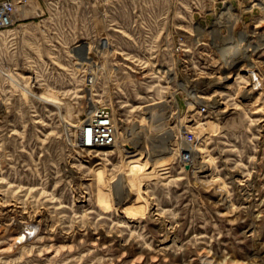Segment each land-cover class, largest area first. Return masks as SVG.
<instances>
[{"label": "rangeland", "instance_id": "rangeland-1", "mask_svg": "<svg viewBox=\"0 0 264 264\" xmlns=\"http://www.w3.org/2000/svg\"><path fill=\"white\" fill-rule=\"evenodd\" d=\"M26 1L0 29V264H264V56L254 91L175 69L148 39L236 2ZM238 14L236 30L264 31V11ZM97 106L116 142L82 152Z\"/></svg>", "mask_w": 264, "mask_h": 264}, {"label": "built area", "instance_id": "built-area-1", "mask_svg": "<svg viewBox=\"0 0 264 264\" xmlns=\"http://www.w3.org/2000/svg\"><path fill=\"white\" fill-rule=\"evenodd\" d=\"M234 1L235 6L232 4L221 6L210 24L202 18L188 24L185 21V25H179L171 20L154 22L152 30L148 33V39L152 44L158 45L153 47L156 56L162 55L171 59L175 69L182 67L184 70H189L191 68V73L198 75L200 80L211 81L207 74L229 73L227 71L231 64L232 75L244 74L250 85L248 87L254 91L261 89L262 73L257 63H253L252 60L254 57L260 59L264 56L262 26H254V32L239 31L236 27L242 17L238 13L264 11V4L258 1L260 5L257 6L258 3L253 0ZM27 8L30 6L26 0H0V29L14 27L20 21L19 12ZM183 10H188V7H183ZM224 52L227 53L223 57ZM165 70L173 72L171 69ZM157 72L160 71L157 70ZM214 102L213 100L205 101V104L199 108V114H206L210 112L209 109H214ZM84 122L75 129L74 146L77 149L82 152L95 151L115 144L116 123L112 112L107 107L97 106ZM183 139L189 149L195 148L197 141L192 133H186ZM181 161L183 163L191 161L189 150L181 153Z\"/></svg>", "mask_w": 264, "mask_h": 264}, {"label": "bare ground", "instance_id": "bare-ground-1", "mask_svg": "<svg viewBox=\"0 0 264 264\" xmlns=\"http://www.w3.org/2000/svg\"><path fill=\"white\" fill-rule=\"evenodd\" d=\"M257 6L258 5H260L259 3L258 4H256ZM222 16H225V15H222ZM224 20V19H223ZM225 51V50H224ZM225 53H227V52H224L223 53V57L225 56ZM225 61H226V59H224ZM230 67H231V64H229V67H228V71L227 72H229V74H227V75H225V76H219L218 78H215L214 77V79H213V81L214 80H217V85H220V84H223V83H225L226 82V80H228V79H230V78H232L234 75H232V72L230 71ZM239 74H237V76L235 77L236 79H237V77H239L238 76ZM215 84V83H214ZM244 95L245 96H248L249 94L248 93H244ZM190 98L192 99V100H199L198 102H200V100L201 101H203V100H205L206 98H204V97H195V96H193V95H191L190 94ZM214 98H215V96H214ZM248 98V97H247ZM249 99V98H248ZM208 100V99H207ZM206 100V101H207ZM213 101H215L214 102V106H216L217 104H216V100H213ZM196 103V102H195ZM200 104H202V103H200ZM192 106L190 105V108H191ZM215 108H218L219 109V106L217 105V107H215ZM221 111V110H220ZM23 237H25L26 238V240H27V235H25V234H19L18 235V237H17V240H22L23 239Z\"/></svg>", "mask_w": 264, "mask_h": 264}]
</instances>
